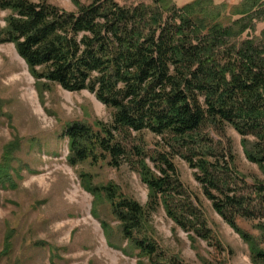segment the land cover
<instances>
[{"label":"trees","instance_id":"obj_1","mask_svg":"<svg viewBox=\"0 0 264 264\" xmlns=\"http://www.w3.org/2000/svg\"><path fill=\"white\" fill-rule=\"evenodd\" d=\"M71 2L75 12L48 2L0 0V14L7 13L0 17V45L15 46L41 99L59 86L88 91L112 110V124L67 125L68 163L114 169L129 164L148 187L149 201L143 206L114 183L97 186L92 175L82 173V186L94 197L92 215L99 219L97 208L108 203L127 242L120 248L150 264H159L157 246L146 233L161 207L189 236L195 234L192 243L197 237L208 242L210 231L178 179L172 160L177 155L196 170L214 211L248 245L253 263L264 264V30L261 38L248 37L264 22V0L232 7L214 0L182 7L174 0L134 6ZM228 127L241 136L244 155L260 176L237 175L232 148L215 141ZM144 132L161 137L174 153L149 156ZM15 148L5 153L0 185L10 180ZM239 219L253 222L260 239L243 230ZM102 226L112 240L111 227Z\"/></svg>","mask_w":264,"mask_h":264},{"label":"rangeland","instance_id":"obj_2","mask_svg":"<svg viewBox=\"0 0 264 264\" xmlns=\"http://www.w3.org/2000/svg\"><path fill=\"white\" fill-rule=\"evenodd\" d=\"M30 1L48 2L69 12L76 11L71 0ZM174 1L182 7L194 0ZM218 1L214 2L218 4ZM225 1L231 7L237 5V0ZM118 2L123 6L152 4L151 0ZM6 16L7 13L0 14L2 20ZM263 30L264 22H260L255 31L248 32V37L261 38ZM96 121L112 124L113 112L94 94L52 86L44 91L41 99L36 81L15 46L0 45V167L4 165L8 147L16 146L10 180L0 185V264H138L139 261L150 264L147 259H139L138 252L136 256H129L120 248L127 247V242L119 234V223L108 203L97 208L99 219L92 215L94 197L84 190L81 181V174L86 173L93 176L94 185L114 183L125 196L147 206L148 187L138 172L129 164L114 169L107 164L93 166L87 162L72 167L68 163L67 125L74 122L92 125ZM141 139L149 156L174 153L161 137L144 132ZM215 141L232 148L237 157L238 176L261 175L258 167L247 161L241 136L233 128L228 127L222 137L215 135ZM172 160L183 193L198 208L211 236L208 242L197 237L192 243L190 236L195 234L189 236L161 207L153 215L146 233L157 246L154 262L254 264L248 245L214 211L196 180V170L180 156L174 155ZM149 164L157 170L151 158ZM102 222L111 227L110 241ZM238 224L260 239L253 222L239 219Z\"/></svg>","mask_w":264,"mask_h":264},{"label":"crops","instance_id":"obj_3","mask_svg":"<svg viewBox=\"0 0 264 264\" xmlns=\"http://www.w3.org/2000/svg\"><path fill=\"white\" fill-rule=\"evenodd\" d=\"M215 2H216V0H214ZM243 0H237V2H236V4H239V2L241 3ZM218 2H220V3H218V4H222V3H225L226 1L225 0H222V1H218Z\"/></svg>","mask_w":264,"mask_h":264}]
</instances>
